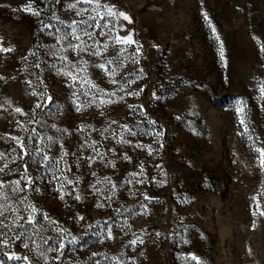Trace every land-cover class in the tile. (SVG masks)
I'll return each instance as SVG.
<instances>
[{
  "label": "rangeland",
  "instance_id": "obj_1",
  "mask_svg": "<svg viewBox=\"0 0 264 264\" xmlns=\"http://www.w3.org/2000/svg\"><path fill=\"white\" fill-rule=\"evenodd\" d=\"M4 188L0 264H264V0H0Z\"/></svg>",
  "mask_w": 264,
  "mask_h": 264
},
{
  "label": "trees",
  "instance_id": "obj_2",
  "mask_svg": "<svg viewBox=\"0 0 264 264\" xmlns=\"http://www.w3.org/2000/svg\"><path fill=\"white\" fill-rule=\"evenodd\" d=\"M0 193V206L4 205V198L15 196L14 190H10V188H4ZM7 214L8 212H5L0 207V238L2 239L9 234L11 227L14 225L13 221L16 219L15 215L7 216ZM3 215H6L7 219H4ZM23 231L22 241L28 244L30 252L27 253L24 259H17L7 255L5 256L6 264H62L59 258L55 261L57 255L52 258V255L56 254L54 251L58 248V241L56 242L54 237L47 238L45 236L43 238V232L42 230L38 231L37 226H31L29 230L25 228Z\"/></svg>",
  "mask_w": 264,
  "mask_h": 264
}]
</instances>
